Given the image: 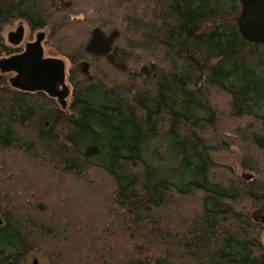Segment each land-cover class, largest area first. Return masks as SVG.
<instances>
[{
  "label": "trees",
  "instance_id": "obj_1",
  "mask_svg": "<svg viewBox=\"0 0 264 264\" xmlns=\"http://www.w3.org/2000/svg\"><path fill=\"white\" fill-rule=\"evenodd\" d=\"M240 9L0 0V59L23 51L7 28L46 31L71 87L63 109L0 72V264H264V45ZM234 150L243 175L211 158Z\"/></svg>",
  "mask_w": 264,
  "mask_h": 264
},
{
  "label": "water",
  "instance_id": "obj_2",
  "mask_svg": "<svg viewBox=\"0 0 264 264\" xmlns=\"http://www.w3.org/2000/svg\"><path fill=\"white\" fill-rule=\"evenodd\" d=\"M245 9L239 19V28L244 37H260L264 35V0H241ZM25 30L19 26L15 32L7 35V43L18 47L22 44ZM262 38V37H261ZM43 34H38L34 42L27 43L23 51L8 58L0 59V72L13 74L10 78L12 88L21 92H44L65 109L70 91L66 86V66L62 59L44 58L42 41ZM112 37L104 39L95 32L89 50L95 54L107 55ZM112 61V57L108 55ZM84 70L86 66L84 65ZM98 153L96 147H89L85 151L86 157H93ZM2 221L0 219V225ZM32 264H38L34 259Z\"/></svg>",
  "mask_w": 264,
  "mask_h": 264
},
{
  "label": "rangeland",
  "instance_id": "obj_3",
  "mask_svg": "<svg viewBox=\"0 0 264 264\" xmlns=\"http://www.w3.org/2000/svg\"><path fill=\"white\" fill-rule=\"evenodd\" d=\"M19 26H23L24 27L25 34H24V39H23L22 44L20 46H18V47L19 48L21 47L23 49L24 46L27 43L34 42L38 34H43L44 35V40L42 41V47H43V52H44V58H50V57L51 58H58V59H62L65 62V66H66V86L68 87L69 91H71V87L67 83V74H68V70H69V63L64 58H62L60 56H57V55H54L53 51L45 44L46 31H42L41 30V31H36V32L30 34L27 26L24 23L17 22L12 27L7 28L5 30L4 38H5L6 43H7L6 39H7L8 33L15 32L16 29ZM1 59H4V58H1ZM69 101H70V97H68L66 102L69 103ZM211 158L214 161H216V162L224 163L226 165H229L234 170L235 173H237L239 175H243V172H242L241 166H240L241 158H240V155H239V153L237 151L234 150V151H232L230 153L221 152V153H215L214 155L211 154ZM256 215H257L256 218L259 219V221H261V218H263L264 213L263 212H259ZM262 239H263V242H264V233L262 235ZM33 258H36L39 261L40 264H48V261H47L46 257L43 256L41 253H38V252L32 253L29 256V261L32 262Z\"/></svg>",
  "mask_w": 264,
  "mask_h": 264
},
{
  "label": "flooded vegetation",
  "instance_id": "obj_4",
  "mask_svg": "<svg viewBox=\"0 0 264 264\" xmlns=\"http://www.w3.org/2000/svg\"><path fill=\"white\" fill-rule=\"evenodd\" d=\"M240 4H241V9H240V16H241V14L243 13V11H244V9H245V6L243 5V3H242V1L240 0ZM240 29V28H239ZM241 31V30H240ZM241 33H242V31H241ZM242 35H243V33H242ZM243 37H244V35H243ZM252 37V39H248V38H246V37H244L246 40H248V41H250L251 43H253V44H260V45H264V35L263 36H260V37H255V36H251ZM262 37V38H261ZM12 76H13V74H12ZM34 259H36V258H33L32 259V262L31 261H29V257L27 258V260H26V264H32L33 263V261H34ZM37 260V259H36ZM37 262H38V264H40L39 263V261L37 260Z\"/></svg>",
  "mask_w": 264,
  "mask_h": 264
}]
</instances>
